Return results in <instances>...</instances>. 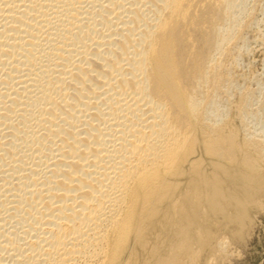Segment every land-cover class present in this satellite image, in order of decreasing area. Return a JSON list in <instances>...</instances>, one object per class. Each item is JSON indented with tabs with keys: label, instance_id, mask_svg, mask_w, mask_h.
<instances>
[{
	"label": "bare ground",
	"instance_id": "obj_1",
	"mask_svg": "<svg viewBox=\"0 0 264 264\" xmlns=\"http://www.w3.org/2000/svg\"><path fill=\"white\" fill-rule=\"evenodd\" d=\"M239 2L0 0V264H191L237 238L264 185V131L224 130Z\"/></svg>",
	"mask_w": 264,
	"mask_h": 264
},
{
	"label": "rangeland",
	"instance_id": "obj_2",
	"mask_svg": "<svg viewBox=\"0 0 264 264\" xmlns=\"http://www.w3.org/2000/svg\"><path fill=\"white\" fill-rule=\"evenodd\" d=\"M240 3L253 10H247L249 16L245 14L242 18L243 21L248 20V24L241 31L243 38L233 51L234 60L232 56L225 59L229 82H226L228 84L222 96L227 123L224 130L235 131L238 143L246 134H261L264 131V0H243ZM202 159V165L208 171L207 157ZM260 168L264 174V165L261 164ZM262 189L256 196L257 200L248 205L249 221L241 228L237 238L228 232L218 233L214 238L216 242H225L221 255H203L193 245L197 257L193 262L191 260V264H264V185ZM174 245L178 247L179 244Z\"/></svg>",
	"mask_w": 264,
	"mask_h": 264
}]
</instances>
